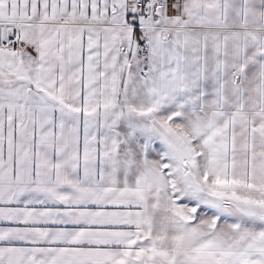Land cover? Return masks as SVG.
<instances>
[{"label":"snow or ice","instance_id":"obj_1","mask_svg":"<svg viewBox=\"0 0 264 264\" xmlns=\"http://www.w3.org/2000/svg\"><path fill=\"white\" fill-rule=\"evenodd\" d=\"M0 264H264V0H0Z\"/></svg>","mask_w":264,"mask_h":264}]
</instances>
